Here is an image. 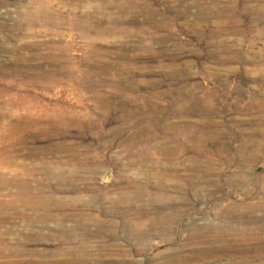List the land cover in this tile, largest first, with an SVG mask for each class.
I'll return each mask as SVG.
<instances>
[{
    "label": "rangeland",
    "instance_id": "obj_1",
    "mask_svg": "<svg viewBox=\"0 0 264 264\" xmlns=\"http://www.w3.org/2000/svg\"><path fill=\"white\" fill-rule=\"evenodd\" d=\"M263 216L264 0H0V264H263Z\"/></svg>",
    "mask_w": 264,
    "mask_h": 264
},
{
    "label": "bare ground",
    "instance_id": "obj_2",
    "mask_svg": "<svg viewBox=\"0 0 264 264\" xmlns=\"http://www.w3.org/2000/svg\"><path fill=\"white\" fill-rule=\"evenodd\" d=\"M18 14V13H17ZM45 15H47L46 14V12L45 11H43V10H40V11H33V10H30V11H27V17H29V18H34V17H40V16H45ZM90 25V23H84L83 24V29H85V30H89V26ZM48 46V45H47ZM22 58V57H21ZM20 57H17L16 59H15V62H14V65L15 66H17V65H20L18 62L20 61V59H21ZM23 60V59H22ZM21 60V61H22ZM25 60V59H24ZM24 62V61H23ZM22 62V63H23ZM24 64V63H23ZM13 65V64H12ZM53 65V64H52ZM62 71H61V66H60V64L58 63V62H56V68L51 72V76H53V78L55 77V76H57L59 73H61ZM41 73V72H40ZM37 74V73H36ZM44 76H47V74L45 73L44 74ZM45 78V77H44ZM61 79V78H60ZM43 80V79H42ZM50 80H51V78H50ZM253 208V207H252ZM258 211H259V209H258ZM256 220V219H255ZM263 220H264V216H263ZM207 229V228H206ZM256 238L257 239H259V243L261 244H259L260 245V247L262 248V251H264V231H263V234H262V236H256ZM263 264H264V262H263Z\"/></svg>",
    "mask_w": 264,
    "mask_h": 264
}]
</instances>
